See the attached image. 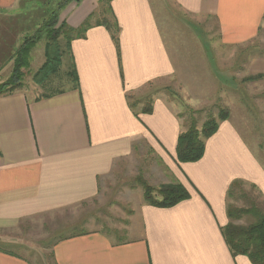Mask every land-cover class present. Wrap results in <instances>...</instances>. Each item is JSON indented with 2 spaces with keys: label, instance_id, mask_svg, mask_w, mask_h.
<instances>
[{
  "label": "crops",
  "instance_id": "crops-1",
  "mask_svg": "<svg viewBox=\"0 0 264 264\" xmlns=\"http://www.w3.org/2000/svg\"><path fill=\"white\" fill-rule=\"evenodd\" d=\"M17 1L0 0V12ZM174 2L185 13L213 17L222 45L255 43L259 55L249 59L246 75H264V0ZM109 8L105 16L119 28L118 47L94 21L83 38L70 42L78 88L69 83L41 96L21 88L0 94V228L92 199L115 165L143 144L189 197L168 208L144 201L139 228L121 241L104 231L58 241L56 264H253L245 255L232 256L221 228L228 222L230 183L254 185L264 198V166L230 117L205 141L199 160L176 161L184 126L173 106L154 96L151 112L140 113L139 105L135 114L127 102L175 73L153 4L111 0ZM99 10L100 0L70 1L59 22L78 28ZM0 264L31 263L0 248Z\"/></svg>",
  "mask_w": 264,
  "mask_h": 264
},
{
  "label": "rangeland",
  "instance_id": "rangeland-1",
  "mask_svg": "<svg viewBox=\"0 0 264 264\" xmlns=\"http://www.w3.org/2000/svg\"><path fill=\"white\" fill-rule=\"evenodd\" d=\"M151 2L175 73L170 80L149 84L134 98L141 99L144 94L165 98L181 118L183 131L193 121L200 128L208 118H216L220 110L227 111L264 166V80H245L249 77L246 75L249 59L259 55L254 54L258 51L255 43L222 45L213 17L185 13L174 0ZM56 4L58 0H18L13 10L0 12V51L4 52L0 54V84L10 77L12 56L29 37L35 41L28 48L25 66L20 69L19 89L41 96L65 89L71 83L67 55L56 73L41 83L34 79L45 62L49 35V29L40 28L41 21L46 9ZM36 30L39 31L35 34ZM169 179L162 164L141 144L132 157L115 165L92 199L22 220L12 228H0V248L26 258L31 264H53L52 244L64 235L104 231L115 241L126 239L132 229L139 228L137 210L144 202L140 180L158 188L174 182ZM241 192L243 195L236 194L231 200L234 205L248 208L254 204L264 213V198L257 188L244 184ZM254 220V216L245 215L237 223L249 224Z\"/></svg>",
  "mask_w": 264,
  "mask_h": 264
},
{
  "label": "trees",
  "instance_id": "trees-1",
  "mask_svg": "<svg viewBox=\"0 0 264 264\" xmlns=\"http://www.w3.org/2000/svg\"><path fill=\"white\" fill-rule=\"evenodd\" d=\"M60 1L61 0H58V4H56L54 8L51 9V7H49L46 9L47 14L45 13V17L41 21L40 28L49 29V35L45 45V62L35 74L34 79L37 83L45 81L51 74L57 72L64 55H67L70 62V71L67 75L70 76L72 85L78 88V80L73 65V59L70 58V42L76 38H83L93 20L94 23L101 24L109 30L113 42L118 47L119 28L113 18L110 19L105 16L106 10L108 9L110 11L109 3L111 0H100L101 10L92 13L78 28H72L65 22H59V13L70 1L79 2L80 0ZM38 31L39 30H36L35 34L38 33ZM34 39V37L24 39L23 43L14 53L15 55L12 56L14 59V66L10 77L0 84V94L11 93L21 87L20 69L24 67L27 62L28 48L34 44ZM62 40L64 41L63 44L60 42ZM262 78H264V75L258 74L249 76L245 80H259ZM127 102L135 114H137L136 109L139 105H141L138 109L140 113L151 112L152 97L149 96V94L141 99H135L134 96L128 95ZM228 118V112L220 110L216 118H208L201 124L200 128L197 127L194 121L191 122L188 128L181 131L177 137L175 147L176 161L182 163L199 160L204 153L205 141L216 132L219 123ZM244 184L242 180L235 179L230 183L227 189L226 214L228 222L221 228V233L232 256L245 255L253 264H264V213H261L254 204L248 208H243L231 202L236 194L239 196L243 195L241 191ZM140 185L143 189L144 201L149 205L159 208L174 206L189 197L187 189L179 182L161 184L158 188H152L145 181L140 180ZM250 186L255 188L254 185ZM245 215H252L255 220L249 224L237 223ZM86 233V231H81L64 235L57 239L52 244V247L58 241ZM51 258L53 264H56L53 251L51 253Z\"/></svg>",
  "mask_w": 264,
  "mask_h": 264
}]
</instances>
